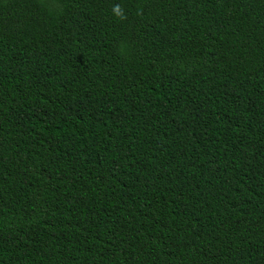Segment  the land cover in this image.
I'll return each mask as SVG.
<instances>
[{
    "label": "trees",
    "instance_id": "obj_1",
    "mask_svg": "<svg viewBox=\"0 0 264 264\" xmlns=\"http://www.w3.org/2000/svg\"><path fill=\"white\" fill-rule=\"evenodd\" d=\"M0 264H264V0H0Z\"/></svg>",
    "mask_w": 264,
    "mask_h": 264
}]
</instances>
